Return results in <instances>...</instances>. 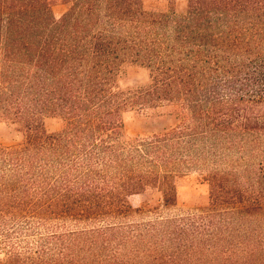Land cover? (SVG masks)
Listing matches in <instances>:
<instances>
[{
	"label": "trees",
	"instance_id": "16d2710c",
	"mask_svg": "<svg viewBox=\"0 0 264 264\" xmlns=\"http://www.w3.org/2000/svg\"><path fill=\"white\" fill-rule=\"evenodd\" d=\"M126 65L149 83L122 88ZM166 107L176 125L127 136ZM0 121L21 134L0 144V264H264V0H0ZM191 171L208 204L184 209Z\"/></svg>",
	"mask_w": 264,
	"mask_h": 264
},
{
	"label": "rangeland",
	"instance_id": "374dc122",
	"mask_svg": "<svg viewBox=\"0 0 264 264\" xmlns=\"http://www.w3.org/2000/svg\"><path fill=\"white\" fill-rule=\"evenodd\" d=\"M143 4L149 10L174 9L177 12H183L186 8V0H143ZM68 7L67 4L62 3L53 5L52 12L55 18L59 19L68 10ZM149 81L147 70L135 65H126L120 75L122 88L145 86ZM177 122L176 109L172 107L151 110L147 113H128L125 117V131L129 138H146L173 127ZM44 125L49 132H56L62 129L63 122L59 118H45ZM20 140L21 134L14 125L0 121L1 145H13ZM176 184L180 208L194 209L207 206L209 186L203 179V175L191 171L177 178ZM130 202L134 207L153 208L161 204V194L149 190L131 198ZM0 257H2L1 251Z\"/></svg>",
	"mask_w": 264,
	"mask_h": 264
}]
</instances>
